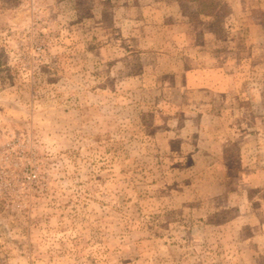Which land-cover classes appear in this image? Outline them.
Segmentation results:
<instances>
[{
  "label": "rangeland",
  "instance_id": "1",
  "mask_svg": "<svg viewBox=\"0 0 264 264\" xmlns=\"http://www.w3.org/2000/svg\"><path fill=\"white\" fill-rule=\"evenodd\" d=\"M0 0V264H264V0Z\"/></svg>",
  "mask_w": 264,
  "mask_h": 264
},
{
  "label": "trees",
  "instance_id": "2",
  "mask_svg": "<svg viewBox=\"0 0 264 264\" xmlns=\"http://www.w3.org/2000/svg\"><path fill=\"white\" fill-rule=\"evenodd\" d=\"M178 1H180V0H178ZM190 1H194V2L201 1L202 2V12L205 15H211L212 14L211 8L217 5L215 3V0H190ZM262 28H264V24H263Z\"/></svg>",
  "mask_w": 264,
  "mask_h": 264
}]
</instances>
